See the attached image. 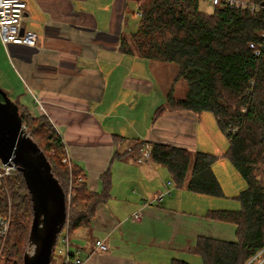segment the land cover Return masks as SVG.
Masks as SVG:
<instances>
[{"label": "crops", "instance_id": "1", "mask_svg": "<svg viewBox=\"0 0 264 264\" xmlns=\"http://www.w3.org/2000/svg\"><path fill=\"white\" fill-rule=\"evenodd\" d=\"M24 1L23 29L35 34L34 43L4 46L0 41V54L21 83L15 98L33 115L50 119L90 190L100 191L101 175L110 173L109 197L96 207L89 225L72 232L70 253L83 264H199L191 252L198 236L235 240L234 224L206 217L210 209H234L221 197L189 191L188 178L177 186L167 168L149 157L152 142L191 153L212 149L197 134L200 114L168 107L152 120V110L171 91L164 75L169 73V82L177 67L119 50L121 37L130 41L124 32L128 0ZM114 134L123 139L115 140ZM135 139L146 142L112 158ZM221 164L215 161L212 169L228 197L234 181L240 188L244 182L237 174L230 179L217 173ZM134 212L140 213L139 221L132 219ZM96 240L107 249H98ZM62 259L63 253L57 264Z\"/></svg>", "mask_w": 264, "mask_h": 264}, {"label": "trees", "instance_id": "2", "mask_svg": "<svg viewBox=\"0 0 264 264\" xmlns=\"http://www.w3.org/2000/svg\"><path fill=\"white\" fill-rule=\"evenodd\" d=\"M128 1L136 5L138 26L129 35V42L121 37L119 50L172 63L177 67L174 80L183 78L187 83L182 98L168 92L166 103L155 109L152 120L168 107L197 114L209 111L228 140L227 149L219 155L198 150L191 153L184 147L152 142L151 161L165 166L177 186L188 178L189 191L223 197L212 164L225 158L246 185L235 195L237 209L206 212V217L234 224L235 240L200 235L191 252L199 256V264H264V0H249L258 6L255 10L214 6L210 13L199 10V0ZM13 101L65 196L70 194L62 228L70 238L75 229L89 225L96 207L108 199L110 173L107 170L101 175L100 191L90 190L83 168L71 160L62 162L67 151L50 119L45 114L34 116L17 99ZM113 138L123 139L116 134ZM145 142L135 139L129 149L115 151L112 158L136 151ZM19 178L0 264H22L27 244L32 203L23 177ZM171 264L191 263L174 260Z\"/></svg>", "mask_w": 264, "mask_h": 264}, {"label": "water", "instance_id": "3", "mask_svg": "<svg viewBox=\"0 0 264 264\" xmlns=\"http://www.w3.org/2000/svg\"><path fill=\"white\" fill-rule=\"evenodd\" d=\"M0 160L20 171L32 203V219L22 264H50L53 248L66 221L65 193L51 165L29 136L17 104L0 89Z\"/></svg>", "mask_w": 264, "mask_h": 264}, {"label": "rangeland", "instance_id": "4", "mask_svg": "<svg viewBox=\"0 0 264 264\" xmlns=\"http://www.w3.org/2000/svg\"><path fill=\"white\" fill-rule=\"evenodd\" d=\"M198 8L201 12H204V13H210L214 9L213 5H211L208 0H199ZM126 10H127V12L125 14V24L126 25H125L124 32L131 34L137 30L138 20H139V17L136 14V10H137L136 5L133 3V1H128L126 3ZM169 64H171V63H169ZM170 66L176 67L173 64H171ZM168 77H169V73L164 75V82L167 83V85H168L167 88L168 87L171 88L172 95L175 98L184 97L186 90H187V83H186L185 79L178 78L177 80H174L173 75L170 74V78H169V82H168ZM20 88H21V83L17 79V76H16L15 72L13 71L12 67H10L8 59L6 58V56L4 54H2L0 56V89L5 91L7 96L11 100H15L16 94L19 91H21ZM165 103H166V99L163 98L162 104L164 105ZM162 104H160V105H162ZM159 106L157 105L155 107V109ZM155 109L152 110L153 114H154ZM199 114H200L199 117H200V124H201L197 127V134L199 135V139L205 141V144L210 145L209 147H210V149H212V151L208 150V152L213 153V154H217V155L223 153L228 147V140H227L226 136L219 130L213 114L209 111H203ZM206 133H208L210 135V137ZM209 141H212V142H209ZM216 150H217V152H220V153L219 154L215 153ZM219 161H222V164L218 167L217 173H221V174L223 173L225 176L228 175L230 179L232 178L233 174H237L238 178L242 182H244V180L238 175L237 171L234 169L232 164L227 159L221 158L220 160L218 159V162ZM225 169H227V170L225 171ZM19 177H22V175L19 174L17 176H14L11 179H8L7 182L5 183L4 187L2 189H0V197H1L0 198V214L8 216L10 218V224H11L13 208H14L13 192L19 191V186H20V182H21ZM220 177L222 178V176H220ZM233 185L234 186L230 190L231 194H229L228 197H224L225 196L224 195L223 197L220 198L224 204L228 205L227 208H229V209H236L237 207H239V202L235 198V195L242 188L243 189L245 188V182H244V186L241 188H240V184L235 182V181H234ZM67 198H68V195L66 196V200H67ZM66 220H67V216H66ZM65 223H66V221H65ZM65 223H64V225H65ZM65 233H66L65 229L61 230L58 233V236H57L54 248H53L52 261L50 262V264H57L58 258H60V256L62 255V253L64 251L63 238L65 236ZM7 237H8V235H7ZM6 239L0 241V259L2 258L1 253H2L3 247L5 245ZM72 241H73V239H72ZM185 257H186V259H190L191 261L193 260L194 263L198 262V260L196 261L195 259H191L188 256H185Z\"/></svg>", "mask_w": 264, "mask_h": 264}, {"label": "built area", "instance_id": "5", "mask_svg": "<svg viewBox=\"0 0 264 264\" xmlns=\"http://www.w3.org/2000/svg\"><path fill=\"white\" fill-rule=\"evenodd\" d=\"M211 5L214 6H227L229 8L255 10L257 5L249 0H208ZM24 0H0V40L1 43L6 46L8 44L17 45H31L35 41V34L23 29V17L25 12ZM253 47L254 44L250 43ZM259 50H255V54H258ZM69 161L67 155L62 158L63 163ZM21 174L14 164L3 163L0 160V189H2L8 179L13 178ZM163 193L159 194L156 200L161 199ZM70 194H68L69 199ZM132 219L139 221L140 213L134 212ZM10 218L6 215L0 214V241L5 240L9 234ZM64 251L63 259L60 264H83V260L77 256L72 255L69 250V238L65 233L63 238ZM95 245L100 250H106L107 246L101 241L96 240Z\"/></svg>", "mask_w": 264, "mask_h": 264}]
</instances>
